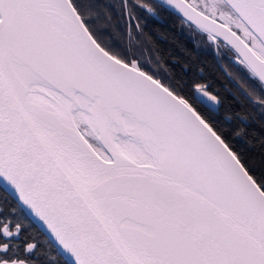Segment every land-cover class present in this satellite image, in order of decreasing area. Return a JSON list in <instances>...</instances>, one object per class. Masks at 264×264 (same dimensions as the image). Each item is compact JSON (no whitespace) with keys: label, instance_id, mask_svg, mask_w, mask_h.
Listing matches in <instances>:
<instances>
[{"label":"snow or ice","instance_id":"6c2138e0","mask_svg":"<svg viewBox=\"0 0 264 264\" xmlns=\"http://www.w3.org/2000/svg\"><path fill=\"white\" fill-rule=\"evenodd\" d=\"M229 3L220 15L201 0L117 7L129 31L134 12L177 10L264 96V0ZM111 8L0 0V264H264V170L231 142L246 118L226 138L201 111L219 105L205 83L113 47L93 26Z\"/></svg>","mask_w":264,"mask_h":264},{"label":"trees","instance_id":"16d2710c","mask_svg":"<svg viewBox=\"0 0 264 264\" xmlns=\"http://www.w3.org/2000/svg\"><path fill=\"white\" fill-rule=\"evenodd\" d=\"M147 2L153 6L156 5L151 0ZM102 3L112 5L110 10L112 18L107 21L104 12L107 10H101L100 18L93 21L94 28L104 32L105 38L113 47L121 51L128 49L125 36L127 27L122 28L117 2L102 0ZM220 3L226 11H230L222 2ZM214 5L216 6L215 2ZM156 11L157 18H150L144 14L149 30L154 35L152 42L144 43V65H153L156 70H161V73L164 67L170 68L175 73L176 79L185 80L188 85L194 82L205 83L209 93L219 98L220 107L217 113L205 109L201 111L217 130L224 132L226 138L231 140L232 130L237 127L236 114L246 118L244 136L231 142L248 167L258 175L261 170H264V114H262L264 108L256 102L257 97L264 100V96H261L259 85L239 63L236 55L227 51L228 47L218 42L215 52L213 43L200 35L198 31H192L194 27H189L188 23L168 10L156 9ZM164 14L171 18H168L170 22L166 21L164 28L153 24L156 22L154 19H164ZM133 15L139 18L138 12H134ZM136 20L133 19L131 22L135 30L138 24ZM157 36L162 39L156 38ZM140 49L133 53L138 61L143 58ZM173 60L177 62L174 63ZM185 64L188 65L187 72L182 71V66ZM161 77L171 79L166 77V74ZM226 115L233 117L230 124L225 121ZM225 128L228 130L225 131ZM4 208L7 212V205ZM31 231L32 229H26V233ZM37 235L40 234L37 233Z\"/></svg>","mask_w":264,"mask_h":264},{"label":"flooded vegetation","instance_id":"af4514ba","mask_svg":"<svg viewBox=\"0 0 264 264\" xmlns=\"http://www.w3.org/2000/svg\"><path fill=\"white\" fill-rule=\"evenodd\" d=\"M118 3V0H115ZM214 2L216 3V6L214 5ZM202 6H206L210 9H215L216 14H227L228 11L225 10V7L218 1V0H201ZM118 8V7H117ZM119 14L120 10L118 8ZM139 18L136 20V22L139 24V28H136L137 30L133 29V25L131 23V31H129V20L127 16H121L120 14V19L122 21V28L127 27L126 31V38H127V48L131 49L132 54L140 49L142 51V60L137 61L150 73L153 75L161 77V75L165 74V71L163 70V73H161V70H156L153 65L148 64V66L144 65V43H148V41L152 42V37L154 36L152 34V31L149 30V25L147 24V21L144 19V15H141L138 12ZM163 18L159 19H154L156 22L153 24H158L159 27L164 28L166 21L170 22L168 20V16L165 14L163 15ZM171 19V18H170ZM132 22V21H131ZM152 24V25H153ZM160 34V33H159ZM156 38L162 39L161 37L157 36ZM150 44V43H149ZM151 47V45H150ZM161 73V74H160Z\"/></svg>","mask_w":264,"mask_h":264},{"label":"water","instance_id":"95a60500","mask_svg":"<svg viewBox=\"0 0 264 264\" xmlns=\"http://www.w3.org/2000/svg\"><path fill=\"white\" fill-rule=\"evenodd\" d=\"M153 1L154 3L158 4L160 2V0H151ZM220 2H222L229 10H230V3H229V0H219ZM169 12H171L172 14L176 15L177 17H179L181 20L185 21L186 23H188L189 25H191V22L190 21H187L185 18H183V15L181 13H179L177 10H174V9H171L170 7L167 9ZM157 18V16L155 17ZM192 27L195 28V25H191ZM206 35V34H205ZM218 42L222 43L223 45H225L226 47H229L227 44H225L224 42H222L219 38H217L215 40V42L213 43L214 47H215V52L217 51V45H218ZM234 53V51H233ZM235 54V53H234ZM236 57L238 58V60L240 61V57L238 54H235ZM246 69V68H245ZM220 107V103L218 105V109ZM209 111L213 112V113H217V109H208Z\"/></svg>","mask_w":264,"mask_h":264}]
</instances>
